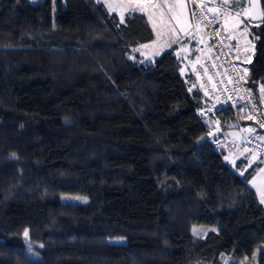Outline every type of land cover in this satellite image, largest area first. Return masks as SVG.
Here are the masks:
<instances>
[{"label": "trees", "instance_id": "trees-1", "mask_svg": "<svg viewBox=\"0 0 264 264\" xmlns=\"http://www.w3.org/2000/svg\"><path fill=\"white\" fill-rule=\"evenodd\" d=\"M47 15L44 0H0V264H220L258 247L264 264L257 164L240 174L220 144H196L209 131L176 46L131 60L148 21L101 0H63L53 28ZM246 28L244 83L264 116V18ZM193 225L216 230L194 239Z\"/></svg>", "mask_w": 264, "mask_h": 264}, {"label": "built area", "instance_id": "built-area-1", "mask_svg": "<svg viewBox=\"0 0 264 264\" xmlns=\"http://www.w3.org/2000/svg\"><path fill=\"white\" fill-rule=\"evenodd\" d=\"M149 4L152 0H129ZM193 52L198 61L178 55L176 70L202 126L218 133L210 137L217 147L225 140L223 126L236 124L232 141L247 153L264 159V116L245 85L247 69L238 59L232 40L220 26L224 8L206 0H184Z\"/></svg>", "mask_w": 264, "mask_h": 264}, {"label": "rangeland", "instance_id": "rangeland-1", "mask_svg": "<svg viewBox=\"0 0 264 264\" xmlns=\"http://www.w3.org/2000/svg\"><path fill=\"white\" fill-rule=\"evenodd\" d=\"M30 3H38L43 0H29ZM48 10L47 15V27H54V16L60 10L63 0H44ZM109 12L117 14L119 19L126 13L137 12L143 14L153 32L151 41L144 44H139L130 49L128 56L131 60L146 64L151 62L161 51L176 46V54L184 56L188 61H198L199 56L194 58V54L191 51L192 45L190 44L191 35L190 23L187 20L183 1L184 0H153L148 5L139 4L137 2L129 0H101ZM219 4L224 8L221 14L220 23L221 28L232 38V44L238 59L247 65L250 61V52L253 51L252 42L247 38V4L241 8L237 6L241 0H206ZM246 2L247 0H242ZM236 3V4H235ZM235 4L237 7L232 6ZM63 27V21L61 22ZM225 27V28H224ZM186 41H181L186 39ZM190 38V40H189ZM240 50V51H239ZM257 100L262 109H264V84L257 86ZM225 140L223 144L232 150L233 154L238 158H242L246 161L247 165L238 170L237 173H243L250 165L260 164L261 167L255 169L253 176L249 180V185L260 183L264 186V159L255 155L247 153L246 150L237 142H233L231 139L235 136L236 132L231 130H223ZM233 146V147H232ZM227 164L234 168L232 159L228 156H224ZM264 196V195H263ZM259 194L260 201L264 205V197ZM61 202H81L84 198L74 195H61L58 198ZM215 226L210 225H193L190 228V233L194 239H200L205 233L209 231H215ZM260 247L256 248L252 255L248 258H235L231 255H220V264H256L257 254Z\"/></svg>", "mask_w": 264, "mask_h": 264}, {"label": "crops", "instance_id": "crops-1", "mask_svg": "<svg viewBox=\"0 0 264 264\" xmlns=\"http://www.w3.org/2000/svg\"><path fill=\"white\" fill-rule=\"evenodd\" d=\"M246 4H247V1H246ZM183 5H184V9H185V13H186V15H187V12H186V7H185V3H184V1H183ZM187 20H188V18H187ZM220 23H221V26H222V23L224 24L225 23V25H226V22L225 21H220ZM225 28V27H224ZM228 35V34H227ZM229 36V35H228ZM230 37V36H229ZM231 40H232V38H230ZM233 43V42H232ZM240 51V50H239ZM252 54V52H250V55ZM195 57H197V55L196 54H194V58ZM191 61H195V60H191ZM234 128H227L226 130H231V131H233V132H235V130H233ZM233 147V146H232ZM220 148H222V150H223V152H224V156H228V158L230 159H232V161H233V163H234V168L233 169H235V171L237 172L238 170H240V169H242V168H244L246 165H247V163H246V161L244 160V159H242V158H238L236 155H232L233 154V152H232V150L231 149H229V146L228 147H226V144H223V143H221L220 144ZM224 156H223V158H224ZM225 160V159H224ZM254 163V162H253ZM252 163V164H253ZM261 167V165L258 163L257 164V166L255 167V169H257V168H260ZM255 169H254V171H255ZM254 171H253V174H254ZM253 174L251 175V177L253 176ZM251 177H250V179H251ZM249 179V180H250ZM248 183H249V181H248ZM249 185V184H248ZM249 187L251 188V189H253V191L255 192V194H256V196H257V198H258V201H259V203L264 207V205H263V202L262 201H260V199H259V194H261L262 196L264 195V186L262 185V184H260V183H257V184H253V185H249ZM264 197V196H263Z\"/></svg>", "mask_w": 264, "mask_h": 264}, {"label": "water", "instance_id": "water-1", "mask_svg": "<svg viewBox=\"0 0 264 264\" xmlns=\"http://www.w3.org/2000/svg\"><path fill=\"white\" fill-rule=\"evenodd\" d=\"M261 0H247V18L250 23H258L263 20V14L261 9ZM236 124H228L226 128H235ZM218 133V128L214 127L212 131L206 133L203 137L196 141V144L202 143L204 140L209 139L212 135Z\"/></svg>", "mask_w": 264, "mask_h": 264}]
</instances>
